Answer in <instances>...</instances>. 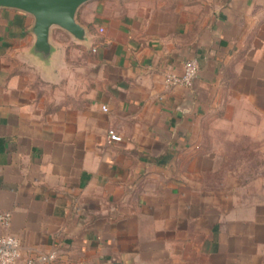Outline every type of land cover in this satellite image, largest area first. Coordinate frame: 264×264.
Masks as SVG:
<instances>
[{
    "label": "crops",
    "instance_id": "crops-1",
    "mask_svg": "<svg viewBox=\"0 0 264 264\" xmlns=\"http://www.w3.org/2000/svg\"><path fill=\"white\" fill-rule=\"evenodd\" d=\"M76 21L85 41L53 28L43 59L0 9V235L52 264H264V138L220 151L207 124L264 114V0H90Z\"/></svg>",
    "mask_w": 264,
    "mask_h": 264
},
{
    "label": "water",
    "instance_id": "water-1",
    "mask_svg": "<svg viewBox=\"0 0 264 264\" xmlns=\"http://www.w3.org/2000/svg\"><path fill=\"white\" fill-rule=\"evenodd\" d=\"M90 0H0V9L23 12L33 18L31 32L35 42L33 52L48 59L52 47L49 43L50 31L61 29L75 40L84 42L86 32L76 21L78 9Z\"/></svg>",
    "mask_w": 264,
    "mask_h": 264
},
{
    "label": "built area",
    "instance_id": "built-area-1",
    "mask_svg": "<svg viewBox=\"0 0 264 264\" xmlns=\"http://www.w3.org/2000/svg\"><path fill=\"white\" fill-rule=\"evenodd\" d=\"M199 73L197 60L188 59L182 64V72L177 75L166 73L163 76V84L166 87L183 86L190 87ZM104 112L106 107H102ZM108 142H119L121 137L112 129L107 131ZM11 214L0 210V227L7 228L10 225ZM55 254H25L23 255L18 238L10 234L0 235V264H52Z\"/></svg>",
    "mask_w": 264,
    "mask_h": 264
},
{
    "label": "rangeland",
    "instance_id": "rangeland-1",
    "mask_svg": "<svg viewBox=\"0 0 264 264\" xmlns=\"http://www.w3.org/2000/svg\"><path fill=\"white\" fill-rule=\"evenodd\" d=\"M245 105H247L246 103H244ZM241 105V103H240ZM248 106V105H247ZM234 109V108H233ZM240 112V118L242 120H244V123H240L238 124L237 122H235L234 124H232L231 126H229V124L227 123H222V122H210L207 123L208 126H214L215 130L212 131L210 134V138H212L213 140H216V147H218V149L220 151L224 150L225 147H223V143L225 140L228 139H233L235 137H238L239 134H241V132H244V129L248 131V133L250 135L256 136L257 138H264V114H253L251 113V110H248L247 108L242 109L241 107L234 109V114H235V118H237V112ZM244 114H243V112ZM229 126V127H228ZM225 127V129H223ZM226 128H229L226 129ZM248 140H242L239 143L243 144L245 142H247ZM251 145H254V142L250 141ZM250 145V149H248L249 152H244V150L239 151L237 153L236 158L237 159H244L245 156L246 157H250L252 158V160H256L258 153L254 152L252 150V146ZM254 147V146H253ZM261 152L262 154H264V142L261 143ZM249 154V155H248ZM251 161L250 163H244V162H237L235 163L236 168L239 169H253L256 168L257 166H259L258 163ZM231 165V164H230Z\"/></svg>",
    "mask_w": 264,
    "mask_h": 264
}]
</instances>
